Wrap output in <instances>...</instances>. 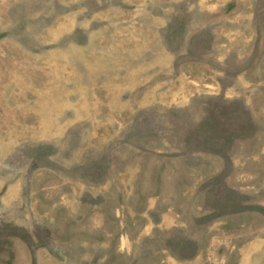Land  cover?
<instances>
[{
  "label": "rangeland",
  "instance_id": "374dc122",
  "mask_svg": "<svg viewBox=\"0 0 264 264\" xmlns=\"http://www.w3.org/2000/svg\"><path fill=\"white\" fill-rule=\"evenodd\" d=\"M0 264H264V0H0Z\"/></svg>",
  "mask_w": 264,
  "mask_h": 264
}]
</instances>
